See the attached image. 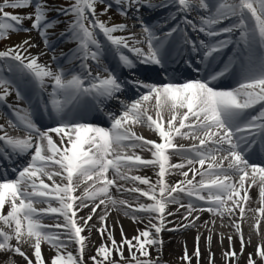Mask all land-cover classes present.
<instances>
[{"label":"snow or ice","instance_id":"6c2138e0","mask_svg":"<svg viewBox=\"0 0 264 264\" xmlns=\"http://www.w3.org/2000/svg\"><path fill=\"white\" fill-rule=\"evenodd\" d=\"M114 4L121 16L135 18L140 23L146 34L144 40L136 39L134 34L114 35L129 32L128 25L109 26L107 21L100 19ZM98 5H104L102 12H97ZM156 7L174 10L163 24L167 25L168 20L178 22L160 29L158 33L141 14L143 9ZM9 8H31L33 11L16 14L6 11ZM49 11L46 0H3L0 3V40L10 38L11 33L35 30L45 47L51 49L49 30L60 21L49 19ZM201 11L205 15L200 16L199 22L189 18L193 12L199 14ZM56 12L58 16L72 17L61 35L77 45L71 58L79 61V72H65L59 65L53 69L40 63L43 53L32 54L31 49L38 45L30 39L0 51V104L9 108L15 118H9L8 125L23 132V136H10L0 124V159L27 157L22 166L11 169L15 173L14 178L7 175V170L0 173V256L6 257L0 258V264H17L15 256L23 258L26 264H87L85 254L90 240L82 233L86 229L90 232L94 227L89 221L101 205L105 207L99 217L101 227L97 231L102 237L107 234L111 246L102 244L96 255L90 257L93 264H119L110 257L114 251L120 260H124L125 246L129 252L136 248L141 256L148 257L145 245L162 243L157 237L166 223H172L166 219L175 215L166 212L170 204L186 209L183 218L189 223L177 227H194L199 216L193 217V213L208 212L222 218L228 214L231 218L238 210L242 220L245 204L250 200L248 191L258 183L262 206L257 211L264 214V166L251 164L247 158L255 138L264 141V0H216L215 4L208 0H198V4L194 0H165L162 5H154L151 0H73L70 7L61 6ZM26 21L30 22L29 27H24ZM189 29L197 34L195 38L189 34ZM201 34L207 39H202ZM177 37L182 47L199 57L197 64L214 63L230 46L234 48L233 56L220 71L209 73L205 79L182 83L174 79L160 84L140 79L121 80L107 67L100 68L108 52L118 57V63L133 76L138 64L163 68L168 59L167 52L177 42ZM141 45H145L147 50ZM125 50L135 59L130 58ZM89 61L96 67L93 68ZM187 63L192 66L191 61ZM234 65L236 71L233 74L240 80L238 86L218 89L214 82L232 71ZM194 70L200 72L201 69L197 67ZM21 83L33 86L43 100L42 106L38 104L33 109L32 101L21 90ZM49 83L51 91H48ZM128 86L146 91L131 102L121 101L120 94ZM13 92L17 101L15 105L7 103ZM44 93H47L46 100L43 99ZM153 99L157 118L161 117L162 109L172 113L167 128L148 114L146 104ZM112 100L120 103L122 111L118 115L108 114L110 127L76 118L81 106L102 111L104 102ZM21 101L29 107H20ZM258 104L261 105L258 114L248 112ZM36 111L48 114L57 121L56 125L40 127L34 119ZM136 124H146L158 135L159 142L133 132L131 126ZM51 133L59 137L58 143ZM177 136L196 140L198 144L191 147L174 144ZM127 149L147 151L151 158H143L135 151L128 154ZM220 153L223 157L217 162ZM172 156H179L181 162L171 163ZM224 161H228L226 168ZM149 166L158 168L155 182L148 176L128 175L134 169ZM169 169L180 170L179 174L185 179L175 184L168 183L165 177L171 174ZM109 170L113 173L111 178ZM197 176L200 177L198 181ZM56 177H59V182ZM45 178L52 183H46ZM118 180L138 181L147 187L124 188ZM82 185L85 186L80 191ZM112 187L117 191L139 192L153 202L133 207L126 200L115 199L110 194ZM77 191L80 195L75 194ZM180 193L189 197L187 203L182 202ZM53 201L58 206H53ZM108 204L113 207L123 205L132 212L148 214L145 218L149 226L133 237L135 244L126 237L117 243L104 226ZM6 205L8 210L5 214ZM36 205L47 207L37 208ZM84 208L91 209L89 215L78 216ZM48 215L63 217V223L44 224L43 219ZM125 215L129 212L126 211ZM132 219L135 221L138 217L133 215ZM233 227L240 237V253L231 249L232 237L229 236L230 250L223 256L230 264H239L245 241L241 224L233 222ZM121 234L123 236V230ZM199 239L198 236L194 253L197 260L201 254ZM208 241L210 244L211 236ZM44 243L54 250L50 260H45L42 255ZM25 245L32 249L31 257L24 250ZM72 245L77 246V255L68 251ZM256 255L264 261V247L258 246ZM213 257L214 253L209 248V264H212ZM183 259L191 264L186 247ZM131 260L134 264H156L135 254ZM247 264H256L251 253Z\"/></svg>","mask_w":264,"mask_h":264},{"label":"bare ground","instance_id":"6f19581e","mask_svg":"<svg viewBox=\"0 0 264 264\" xmlns=\"http://www.w3.org/2000/svg\"><path fill=\"white\" fill-rule=\"evenodd\" d=\"M154 5H162L165 0H151ZM210 4H215L216 0H208ZM194 3L198 4V0H194ZM28 12V11H27ZM110 14H113V18L115 20H118L119 22H114V24L124 23L122 20L125 19V17L121 16L119 12L116 10L109 12ZM142 18L148 22L152 27H155V21L159 22L161 20L168 19L171 15L174 14V10L172 8H164V7H156L153 9H143L142 10ZM201 15H205L203 11H201L199 14L196 12H193L190 15V19L197 18ZM198 18V19H199ZM178 21H172L168 20V24L164 25L165 28L171 27L173 24L177 23ZM27 23V21L25 22ZM227 23V21L225 22ZM126 24V23H124ZM140 23L138 21H132L130 22V25H128L129 32L125 33H115L114 35H130L134 34V37L138 40H144L146 37V34L143 31H135L136 25ZM223 26V25H221ZM62 26H58L51 30L49 32V36H57L54 37L51 41L52 48H46L40 35L38 32H30L27 35H16L10 39L9 46H13L16 44L22 43L25 39H30L32 43L38 45V47L31 49V52L33 55H36L38 53H43L40 56V63H44L47 65H50L53 69H57V66L59 65L62 67L65 72H69L70 70H74L76 72H79V61H75L71 58L72 52L76 49L77 45L74 41L68 40L66 37H63L61 34L66 31V28H61ZM138 28V27H137ZM142 28V27H141ZM57 34V35H56ZM191 35V33H190ZM238 35V33H237ZM193 37V35H191ZM50 39V37H49ZM142 47H145V45H141ZM177 46V49H179L182 52H188L179 57V59L186 60L188 58H194L195 61L198 60L197 56H194L189 50L182 47L180 38L177 37V42L174 43L171 47ZM59 47L58 49H55ZM231 50H234L232 46H230L228 49H225L224 53H222L219 57L221 59L225 57ZM1 51V50H0ZM58 52V54H55ZM126 54H128L130 57H133L131 53H127V50H125ZM55 56V59L53 57ZM90 64H93V68L96 67V65L89 61ZM120 65L123 69L124 68L120 63H118V57L114 56L111 52H108L105 54L103 58V62L100 65V68L103 69L104 67H107L111 71L114 70V73L116 75L118 74L117 66ZM221 65V62L216 64V67H219ZM153 70V69H152ZM124 74V71H122ZM122 76V75H121ZM183 77H191L190 75H179V76H169L166 81L164 82H155L156 84L160 83H167L170 80H175L176 82H184L191 79H180ZM128 79H136L133 76H130ZM127 80V79H126ZM47 83V82H46ZM215 86L219 88V81L214 82ZM238 86V82L232 83L230 85L224 86L223 83H221L222 88L228 89H234ZM31 84H24L21 83V90L24 92L25 96L28 95V92H36L35 89ZM51 91V85L48 84V91ZM146 89L142 90V92H138L132 97H128V89L122 93L125 96V99L127 102H131L132 100H135L139 97V95L143 92H145ZM37 93V92H36ZM38 94V93H37ZM39 102H43L41 100L39 94H38ZM43 99H47V93L43 94ZM7 103L15 105L17 103L15 93L13 92L11 96L7 98ZM109 113L119 114L122 111L121 105L114 103L112 101H106ZM20 107H26L24 105V101L20 102ZM83 106H81L82 108ZM146 107L148 108V114L153 116L154 119H159L161 122L164 123L165 128H167V121L171 119L172 113L168 109H162L161 110V117L157 118L156 112L157 109L155 107V100L148 102L146 104ZM36 107H34L35 109ZM79 108L77 112L81 109ZM261 108V105H256L254 108L249 109L248 112L255 115L258 114L259 110ZM96 110V108H94ZM183 111V110H182ZM38 111L35 112V116H37ZM6 116V117H5ZM13 117V116H12ZM9 117L6 114V111L4 110L3 104H0V124L4 125L5 131L10 136H23V132H18L17 130L13 129L8 125V119L12 118ZM77 119L81 120L80 118L76 117ZM12 119H15L14 117ZM55 123L57 121L54 119L52 120ZM97 122V120H94ZM108 126H103L101 124H93V125H100L103 127H110L111 124ZM179 121H176V126L178 127ZM146 129V131H144ZM131 130L135 132L137 135H141L144 138L148 140H153L159 142L158 135L151 130L146 124H136L134 126H131ZM182 131H186L182 130ZM54 140L59 142V137L55 135V133H51ZM174 144L178 145H184L185 147H191L193 144H198V141L192 140V139H182L179 136H177L174 139ZM128 154H131L133 151L136 152V154L141 155L143 158H151V155L149 152L144 151L141 152L139 149H127L126 150ZM223 153L218 154V161L219 159H222ZM27 160V157H23L21 163L18 166H22L23 163ZM7 162L10 163V160L7 159ZM180 157L179 156H172L171 157V163H180ZM207 163L205 164V168L207 167ZM228 161H224V167H227ZM255 164V163H251ZM196 168H199V165H196ZM184 170H187L185 168ZM158 168L149 166L147 168L141 167L139 170H133L130 173H128L129 176L137 175V176H148L152 179L153 173H157ZM178 169H169V172L171 174H166V181L170 184H175L177 181H182L185 178L179 174ZM113 175L112 171L109 170L108 176L111 178ZM251 176V172L249 170V177ZM189 178H191V173H189ZM57 182H59V177L55 178ZM200 179L199 176L196 177V180L198 181ZM238 179V177H236ZM248 179V178H246ZM45 182L51 184L52 181L47 180L45 178ZM118 184L123 185L124 188H133V187H139L141 189H145L147 186L139 184L138 181H117ZM66 183V181H65ZM91 183V181H89ZM85 185L81 186V190L83 189ZM247 187V184H246ZM80 191H77L75 194L80 195ZM110 194L117 200H126L131 204L133 207H136L138 204H151L153 201L148 200L147 197L141 196L139 192H130V191H117L115 187L110 188ZM182 202L187 203L189 198L184 195L183 193L179 194ZM243 195V193H241ZM248 195L250 197V200L245 204V215L244 218L241 220L239 216V211L237 210L234 215L229 218V215L226 214L223 218L219 215H212L208 212L203 213H193L192 216H199V220L195 221L194 227H177V225H184L188 224V220H184V215L186 212L185 208L179 207L175 209L172 213L175 215L167 216V221H172V223H166L164 229L159 233L157 239L159 241H162V243L155 244V245H145L149 252L148 257L141 256L139 251H137L136 248H133L131 252H129L128 247L125 246L123 249V255L125 257L124 260H120L119 255L116 252H112V255L110 259L119 261V264H134V262L131 260V256L135 254L140 259H150V260H158L159 257L162 258V261L166 262V264H188V261L183 259L185 255V247L187 249L188 256L191 257V264H209V248L211 249V252L214 253L212 264H230L229 261H227L223 253L230 250L229 245V239L228 237H232V244L231 249H234L236 253H240V237L239 234L236 232L235 228L233 227V222H238L241 224L242 230H243V237L245 241L244 246V252L243 255L240 257L239 264H247L248 255L251 253L253 260L256 261V264H264V261H261L260 258L256 255L257 247H264V214H261L257 211L262 205L260 203L259 198V186L258 183L256 185H253L249 191ZM143 200V201H140ZM79 203V202H77ZM201 203V202H197ZM53 206H58L55 201L52 202ZM37 208L47 207V205H36ZM104 205H101L99 209H97L96 214L93 216L92 220L89 221V224L94 225L92 227L91 231L89 232L87 229L82 233L83 236H88L90 243L86 250L85 254V260L87 264H93V261L90 259V257L95 256L97 249L102 244H107L111 246V241L107 239V234H105L103 237L101 234L97 231V228L101 227V221L99 219L100 215L103 214ZM171 207H167L166 210L170 209ZM8 210L7 205L5 206L4 213L6 214ZM91 209L90 208H84L82 211L78 212V216H84L86 217L89 215ZM129 212V215H125V212ZM138 217L135 221L132 219V216ZM147 213L144 212H132L131 209L125 208L123 205H117L116 207H113L111 204H108V215L107 219L103 222L104 226L107 227V229L112 233L117 243H120L125 237L127 240L132 241L133 244L136 243L135 240H133V237L138 236L139 231L145 230L146 227L149 226V221L145 217L147 216ZM155 215V214H153ZM192 217H189V220H191ZM219 219V220H217ZM214 221V224H213ZM55 222L63 223V217H59L56 215H48L45 216L43 219V223L46 225H53ZM153 223H157V221L153 220ZM207 222V224H205ZM80 223H83L80 221ZM168 229H175L173 231H169ZM55 230V229H54ZM121 230H123V236L121 234ZM154 233V229L152 230ZM199 236V247H200V257L199 260H197L196 256L194 255L196 251V245L197 241L196 238ZM211 236V243L209 244L208 237ZM143 239V238H141ZM12 243H15L13 241ZM42 255L45 258V260H50L53 256L54 250L50 248V246L46 243L42 244ZM76 245H72L68 251L72 252L73 255H77L76 252ZM24 250L28 253V255L32 256V249L29 248L27 245L24 246ZM11 255V254H8ZM0 258H6L0 256ZM34 259V257H32ZM14 259L16 260L17 264H26V262L23 260V258L19 256H15ZM100 259V257H98ZM107 264V262H105Z\"/></svg>","mask_w":264,"mask_h":264},{"label":"rangeland","instance_id":"374dc122","mask_svg":"<svg viewBox=\"0 0 264 264\" xmlns=\"http://www.w3.org/2000/svg\"><path fill=\"white\" fill-rule=\"evenodd\" d=\"M2 2H3V0H0V3H2ZM46 2H47L48 6H49V9H50V11H49V19H58L60 22L57 24L56 27L62 26L63 28H67V23L72 19V17L71 16H64V15H59L58 16L57 15V12H56V9L59 8V7H61V6H63V7H70L71 4L73 3V0H46ZM103 9H104V5H98L97 6V12H102ZM116 10H117V8H116V6L114 4L113 5V8L110 11H116ZM6 11H8L10 13H16V14H18L21 11H28V12H30V11H33V9L29 8V9H25V10H13V9H10L9 8V9H6ZM100 19L102 21H107L109 26H111L116 21L119 22L118 20H115V19L113 20L111 18V15H108V14L103 15V16H100ZM131 21H136V19L135 20L134 19H125L123 22L124 23H127V25H129ZM29 26H30V22L24 23V27H29ZM51 30H53V29H51ZM51 30H49V32ZM32 32H36V31L34 30ZM28 33H30V32H23V31H21L19 33H11L10 34V38L0 40V50L3 51V50H6L8 48V46H9V43L8 42L10 41V39L12 37H14L16 35H27ZM50 37H51L50 40H52L54 37H57V36L53 35V36H50ZM144 131H146V130H144ZM152 178L153 179H151V180L153 182H155L158 179V177H157V175L155 173H153ZM169 206H171V207L173 206V207L170 208V210L167 211V212H173L175 209L178 208V205L177 204H170ZM217 220H219V219H217ZM154 261L156 262V264H166V262L162 261V258L161 257H159L158 260H154Z\"/></svg>","mask_w":264,"mask_h":264}]
</instances>
